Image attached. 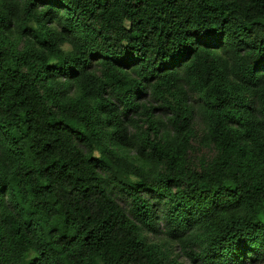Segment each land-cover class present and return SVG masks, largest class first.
<instances>
[{
	"label": "trees",
	"instance_id": "1",
	"mask_svg": "<svg viewBox=\"0 0 264 264\" xmlns=\"http://www.w3.org/2000/svg\"><path fill=\"white\" fill-rule=\"evenodd\" d=\"M0 264H264V0H0Z\"/></svg>",
	"mask_w": 264,
	"mask_h": 264
},
{
	"label": "rangeland",
	"instance_id": "2",
	"mask_svg": "<svg viewBox=\"0 0 264 264\" xmlns=\"http://www.w3.org/2000/svg\"><path fill=\"white\" fill-rule=\"evenodd\" d=\"M210 151H208L207 149L205 148H202L200 150H198V154H201V153H205L206 155L209 153ZM148 237H149V240L153 241V242H157V243H162L164 242V238H163V235L161 234H154V233H148ZM173 250L176 252V253H179V258L181 260H184V261H187V258L181 253L180 251V247L178 245L174 246L173 247Z\"/></svg>",
	"mask_w": 264,
	"mask_h": 264
}]
</instances>
